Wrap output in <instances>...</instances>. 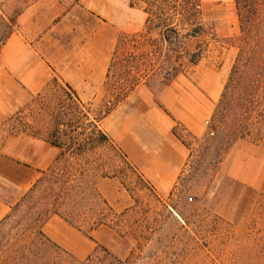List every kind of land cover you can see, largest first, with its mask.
Returning <instances> with one entry per match:
<instances>
[{"label": "rangeland", "instance_id": "obj_1", "mask_svg": "<svg viewBox=\"0 0 264 264\" xmlns=\"http://www.w3.org/2000/svg\"><path fill=\"white\" fill-rule=\"evenodd\" d=\"M120 1L121 19L135 24L124 32L143 33L146 14L137 7L132 9L129 0ZM6 3L5 10L12 13L17 2ZM258 3L264 19V0ZM203 4V21L207 28H215L217 39L209 35L183 40L181 62L185 68L177 82L186 107L199 118L206 114L207 105L197 81L231 68L238 52L236 38L241 34L236 0H203ZM198 45L206 53L194 67L186 52H193ZM185 73L187 77L182 76ZM113 95L105 90L103 97L83 103L59 83L14 121L18 128L49 134L63 146L66 154L57 162L56 174L70 169L78 176L83 174L91 184L105 180L99 191L115 211L107 224L82 231L87 248L59 244L67 252L55 247L37 248L36 252L58 258L56 264H120L104 248L123 260L121 264H264V141H260L264 137L254 126L257 115L249 120L253 134L238 138L233 146L236 133L227 137L226 129L242 122V111L237 114L232 110L226 117L213 115L209 124L191 116L193 127L204 125L205 132L197 135L179 127L191 150L189 165L179 184L163 195L115 146L97 143L103 131V113L114 102ZM88 138L94 143L85 144ZM81 144L88 150L78 155ZM21 214L0 223V264H19L24 237L18 223ZM88 224L83 227L89 229ZM90 256L95 258L93 263H87Z\"/></svg>", "mask_w": 264, "mask_h": 264}, {"label": "crops", "instance_id": "obj_2", "mask_svg": "<svg viewBox=\"0 0 264 264\" xmlns=\"http://www.w3.org/2000/svg\"><path fill=\"white\" fill-rule=\"evenodd\" d=\"M15 1L12 13L5 10L6 0L0 6V14L14 20L11 33L3 41L0 37V223L62 154L49 134L18 128L17 116L59 83L83 103L103 97L114 51L134 24L121 19L120 0ZM232 66L197 81L207 105L202 118L186 107L177 85L179 75L165 86L160 80L154 87L138 85L102 120L111 143L161 194L179 184L189 165L190 147L176 128L197 135L205 132L204 125L195 129L190 117L209 124ZM104 184L105 180L97 183L99 190ZM42 229L65 247L88 246L87 236L59 215Z\"/></svg>", "mask_w": 264, "mask_h": 264}, {"label": "trees", "instance_id": "obj_3", "mask_svg": "<svg viewBox=\"0 0 264 264\" xmlns=\"http://www.w3.org/2000/svg\"><path fill=\"white\" fill-rule=\"evenodd\" d=\"M129 4L146 14L145 31L139 35L122 34L120 37L106 81L107 93L115 94L114 102L110 100L112 103L104 111L102 119L122 103L138 85L147 84L154 87L160 80L161 85L165 86L178 78L185 68V62H181V53H185V50L180 46L184 39L209 35L212 40L217 39L215 28H207L203 21V0H129ZM236 4L241 28V34L236 38L238 52L214 112L215 117H226L233 113L232 110L237 114L242 111V122L239 121L237 125L229 124L226 129L227 137L228 133H231L230 136L236 133L231 146L238 138L253 134L249 120L255 115L257 121L254 126L257 134L264 137V28L261 23L264 19L260 18L258 0H236ZM13 25L14 20L0 14L1 41L11 33ZM186 53L189 54V64L195 66L200 63L206 52L198 45L196 50ZM179 127L176 128V133L181 136ZM260 141H264V138ZM53 142L63 148L58 141L53 139ZM90 142L94 143L92 138H88L85 144ZM97 143L114 147L103 131L100 132ZM86 150L87 147H82L81 144L77 153L83 155ZM64 154L65 150L61 157ZM56 164L45 172V175L50 173L49 176L41 177L2 221L5 223L16 213H22L18 221L22 229L21 235H24L21 246L23 252L18 256L19 264L57 263L58 258L40 254L36 252L37 248L47 250L49 247H55L67 252L42 229L43 224L53 215L61 216L74 227L87 233L107 224L110 215L115 214L114 208L100 193L97 182L91 184L83 174L78 176L70 169L56 174ZM44 181L47 182L45 186ZM86 222L89 223V229L83 227ZM104 250L116 262L124 263L109 250ZM94 260L95 258L90 256L87 263H93Z\"/></svg>", "mask_w": 264, "mask_h": 264}, {"label": "built area", "instance_id": "obj_4", "mask_svg": "<svg viewBox=\"0 0 264 264\" xmlns=\"http://www.w3.org/2000/svg\"><path fill=\"white\" fill-rule=\"evenodd\" d=\"M212 134H214V133H212Z\"/></svg>", "mask_w": 264, "mask_h": 264}]
</instances>
